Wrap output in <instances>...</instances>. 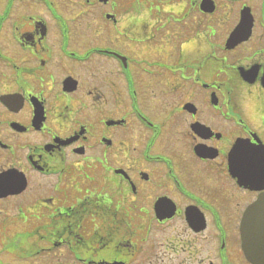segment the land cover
Segmentation results:
<instances>
[{
  "label": "flooded vegetation",
  "instance_id": "af4514ba",
  "mask_svg": "<svg viewBox=\"0 0 264 264\" xmlns=\"http://www.w3.org/2000/svg\"><path fill=\"white\" fill-rule=\"evenodd\" d=\"M214 2L0 0V206L36 264H255L264 0Z\"/></svg>",
  "mask_w": 264,
  "mask_h": 264
},
{
  "label": "rangeland",
  "instance_id": "374dc122",
  "mask_svg": "<svg viewBox=\"0 0 264 264\" xmlns=\"http://www.w3.org/2000/svg\"><path fill=\"white\" fill-rule=\"evenodd\" d=\"M55 1L60 2V6L63 10H66L67 7H69L66 4V0ZM13 205L14 204H11L10 207L0 206L1 209L9 208L6 211L9 214H0V220H4L7 223L5 226L7 233L2 235L0 233V261L5 262L6 264H36L35 260L30 259L33 257L32 252L35 251V249H33L35 236L34 234L28 235L29 229H27V227L30 228L32 224L27 223V221L22 222L16 218L15 209L11 208ZM30 230L33 231L32 228H30ZM19 233L21 235H19ZM17 235H19L17 239L23 241L20 246L17 242L13 241ZM1 236L5 238L3 239V243H1Z\"/></svg>",
  "mask_w": 264,
  "mask_h": 264
},
{
  "label": "water",
  "instance_id": "95a60500",
  "mask_svg": "<svg viewBox=\"0 0 264 264\" xmlns=\"http://www.w3.org/2000/svg\"><path fill=\"white\" fill-rule=\"evenodd\" d=\"M242 228L247 256L256 264H264V198L248 209Z\"/></svg>",
  "mask_w": 264,
  "mask_h": 264
},
{
  "label": "snow or ice",
  "instance_id": "6c2138e0",
  "mask_svg": "<svg viewBox=\"0 0 264 264\" xmlns=\"http://www.w3.org/2000/svg\"><path fill=\"white\" fill-rule=\"evenodd\" d=\"M254 149L251 148L249 145H239L237 146L236 152L234 154V165L235 168L238 170H243L245 162H246V157L248 154L253 152Z\"/></svg>",
  "mask_w": 264,
  "mask_h": 264
}]
</instances>
